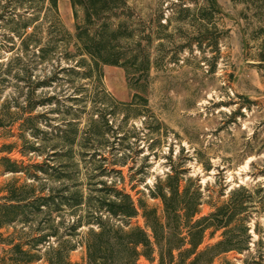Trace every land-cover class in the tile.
Masks as SVG:
<instances>
[{
  "label": "rangeland",
  "instance_id": "rangeland-1",
  "mask_svg": "<svg viewBox=\"0 0 264 264\" xmlns=\"http://www.w3.org/2000/svg\"><path fill=\"white\" fill-rule=\"evenodd\" d=\"M214 1L219 13L208 12L205 0H125L126 6L107 20L109 31L122 28L116 48L123 65L100 66L98 79L89 57L73 47V39L69 48L59 41L53 45L57 31L48 0H0L1 75L5 64L14 59L2 86L0 105L8 102L10 111L18 112L14 106L23 107V94L29 91L16 61L22 58L21 38L11 30L23 37L31 34L23 58L30 82L35 85L54 75L57 78L31 96L33 103L53 98L30 115L29 128L35 125L49 132L44 137L45 147L31 153L30 146L40 141L27 131L22 143L18 139L22 119H17L0 129V149L12 146V151L0 153V158L25 165L41 163L51 154L49 146L57 144L63 162L73 165L65 172L77 178L91 172L84 162L92 156L111 162L124 159L126 166L120 169L124 181L119 187L135 201L142 199L157 208L159 201L148 194L155 180L168 173L169 158L182 162L186 176L198 177L203 189L208 185L206 195L219 190L222 178L227 190L237 185L264 186V63L260 61L264 0H247L249 5L244 0ZM56 18L64 30L74 34L77 21L69 1H58ZM25 24L30 25L26 31L22 28ZM99 25L95 24V32ZM136 53L135 65L124 63ZM143 58L149 68L139 73L136 70L140 71ZM101 115L109 120L110 128H102L106 135L96 138L93 123ZM69 124L76 127L71 128L66 141L54 143L53 128L63 130ZM88 130L92 135L87 136ZM20 151L26 152L25 157ZM198 159L203 164L210 162L211 170L206 172ZM15 179L23 183L25 178L0 169V199L4 187ZM208 212L209 208L203 207L202 214ZM254 222L264 228V216L254 217ZM131 224L141 225L142 220L133 219ZM69 258L81 262L83 248ZM227 258L239 263L243 256L230 254ZM138 264L157 262L140 259Z\"/></svg>",
  "mask_w": 264,
  "mask_h": 264
},
{
  "label": "trees",
  "instance_id": "trees-1",
  "mask_svg": "<svg viewBox=\"0 0 264 264\" xmlns=\"http://www.w3.org/2000/svg\"><path fill=\"white\" fill-rule=\"evenodd\" d=\"M58 1L48 0L55 15L52 26L57 31L53 45L59 41L69 48L73 39V47L89 57L90 67L96 71L98 79L100 66L123 65L116 48L122 28L118 26L109 31L107 20L114 11L126 6L125 0H66L77 21L73 35L64 30L56 18ZM205 2L208 12H220L214 0ZM244 3L249 5L247 0ZM97 23L101 25L95 32L93 28ZM28 27L30 25L25 24L22 28L26 31ZM11 31L21 38L22 58L16 61L25 74L21 79L29 91L23 94L24 106H14L18 112H11L8 102L7 106L0 105V129L5 123L10 125L22 119L18 139L25 143L24 133L30 131L40 141L35 144L37 147L30 146V152L37 153L39 147H45L44 137L49 132L35 125L29 128L33 120L30 115L38 106L49 105L53 98L33 103L31 96L37 88L48 86L57 78L54 75L35 85L30 82L23 58L31 34L23 37L24 34L20 36ZM34 46H38L37 43ZM137 56L136 53L123 61L135 65ZM11 60L5 64L2 73L5 77L0 78V99L2 86L11 74ZM260 61L264 63V50ZM3 66L0 62V69ZM139 66L140 71L136 70L139 73L148 70L146 58ZM93 125L97 127L93 132L96 138L106 135L102 128L106 131L110 128L104 115ZM74 127L69 124L63 130L58 126L53 128L54 134L50 135L54 136V143L65 140ZM73 131L74 135L76 131ZM89 132L87 136L92 135ZM69 142L72 144L73 140ZM49 149L50 156L36 164L25 165L0 158V169L25 178L23 183L17 179L9 182L0 199V264H138L140 259L157 264H264V228L259 222L252 223L254 217L264 216L263 184L237 185L227 190L222 178L219 190L206 195L208 185L203 189L198 177L186 176L182 162L169 158L168 173L155 180L148 194L150 199L159 201L160 208L150 207L142 199L135 201L125 188L119 187L124 181L120 170L126 166L124 159L111 162L92 156L93 159L84 162L91 172L77 178L65 172L73 165L63 162L57 144ZM11 151L12 146L7 145L0 149V153ZM20 154L25 157L26 152L20 151ZM197 161L206 172L211 170L210 162ZM205 206L209 212L203 215ZM136 218H141V225L131 224ZM9 228L13 229L11 233L7 232ZM79 247L84 250V258L81 262H72L69 256ZM230 254L243 258L236 263L227 258Z\"/></svg>",
  "mask_w": 264,
  "mask_h": 264
}]
</instances>
